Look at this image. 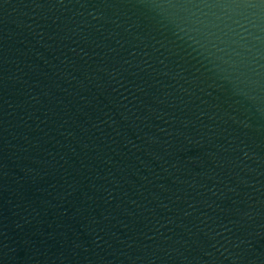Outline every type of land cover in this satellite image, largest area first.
<instances>
[{
	"label": "water",
	"instance_id": "95a60500",
	"mask_svg": "<svg viewBox=\"0 0 264 264\" xmlns=\"http://www.w3.org/2000/svg\"><path fill=\"white\" fill-rule=\"evenodd\" d=\"M0 264H264V0H0Z\"/></svg>",
	"mask_w": 264,
	"mask_h": 264
}]
</instances>
